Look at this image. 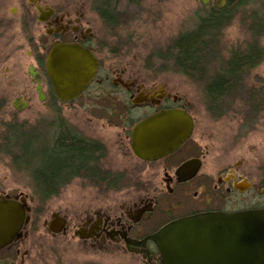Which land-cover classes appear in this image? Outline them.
Instances as JSON below:
<instances>
[{"label":"flooded vegetation","instance_id":"af4514ba","mask_svg":"<svg viewBox=\"0 0 264 264\" xmlns=\"http://www.w3.org/2000/svg\"><path fill=\"white\" fill-rule=\"evenodd\" d=\"M217 1L208 0L205 4L200 0L204 16L195 18L198 26L210 20L213 12L224 10L229 2L225 0V5L218 8ZM145 2L29 0L23 10L16 8L20 14L16 17L24 26L30 25L28 84L34 85L39 102L49 104L51 111L56 110L37 113L35 127L24 131L32 135L33 141L46 143L36 146V150H48L52 163L54 158H62L59 142L65 139L63 136L70 135L81 145L79 164L69 167L56 161L60 168L50 177L55 186L46 193L40 188L36 194L40 200H49L65 186L80 184L81 217L73 223L55 213L44 225L49 229L53 217L66 220L65 233L61 235L72 234L82 248L101 257L115 256L132 264H163L151 236L173 222L197 215H238L264 210V171L258 163L251 165L242 158L227 160L221 154L215 155L213 141L198 128L196 102L192 99L188 102L176 87L158 75L153 77L135 70L124 58L127 53L116 49L118 34L106 26L122 22L123 18L124 22L138 20ZM4 21L5 15L0 17V28ZM56 43L79 45L98 60L94 79L73 102L57 99L47 74V55ZM12 83H16L14 78ZM37 84L42 86L44 102L37 93ZM249 93V100L256 105V92ZM79 101L81 113L57 112V105L70 110ZM31 102L26 95L17 96L12 103L15 117ZM223 103L215 104V111L221 110ZM167 110L190 115L191 136L162 158L153 161L139 158L133 151V128ZM41 158L42 155L34 157L31 174L39 183ZM21 194L27 196L29 203V195L25 193L13 195L0 189V197L14 198ZM29 215L25 235L0 250L6 251L0 264H29L31 251L26 242L33 220L32 207Z\"/></svg>","mask_w":264,"mask_h":264},{"label":"rangeland","instance_id":"374dc122","mask_svg":"<svg viewBox=\"0 0 264 264\" xmlns=\"http://www.w3.org/2000/svg\"><path fill=\"white\" fill-rule=\"evenodd\" d=\"M29 0H0V17L4 25L0 28V127L3 130L13 122L23 130L34 128L37 113L53 112L49 104L39 102L35 87L28 84L27 51L28 27L20 23L16 8H23ZM264 0H254L251 8L244 14L233 17L230 24L217 39L218 54L228 60L230 53H245L247 46L258 44L261 50L260 64L251 70L241 85L228 93L221 110L215 111V104L209 100L207 67L202 64L194 72H188L165 58L171 44L198 26L196 17L204 16L200 0H146L140 18L133 22H122L106 26L118 34L116 49L127 53L126 58L136 69L159 76L167 84L176 87L181 96L196 102L199 118V130L213 141L214 154H221L227 160L242 158L244 162L260 164L264 171V32L252 38L251 18L259 15ZM250 7V6H249ZM12 11V12H11ZM124 14V13H123ZM122 16H125L122 15ZM253 20V19H252ZM23 27L25 30H23ZM115 46H113L114 48ZM159 55H163L161 61ZM214 60V59H213ZM16 63V65H15ZM17 66V67H16ZM211 72V71H210ZM13 78L16 83L13 82ZM18 83V84H17ZM27 83V84H25ZM256 92L255 104L248 97ZM26 95L32 99L30 106L15 117L13 102L17 96ZM49 108V109H48ZM57 112L81 113V101L72 109L57 105ZM215 112H212V111ZM19 166H21L18 163ZM41 184L35 182L29 171L17 169L12 159L0 155V189L8 194L29 195V204L33 208V220L30 223L27 249L31 251L29 264H132L127 259L115 256L101 257L81 247L72 234L52 236L44 225L51 216L59 213L73 221L81 217V185L65 186L58 196L49 200H40L36 196ZM36 192V193H35ZM6 251L0 253V263L4 262Z\"/></svg>","mask_w":264,"mask_h":264},{"label":"water","instance_id":"95a60500","mask_svg":"<svg viewBox=\"0 0 264 264\" xmlns=\"http://www.w3.org/2000/svg\"><path fill=\"white\" fill-rule=\"evenodd\" d=\"M224 5L225 0L217 1L218 8ZM97 69L95 55L75 44L56 43L46 59L48 77L61 102L75 101L89 87ZM37 93L44 102L41 84H37ZM192 130L188 113L162 111L135 125L133 151L141 159L157 160L181 146ZM30 213L27 196L0 197V250L25 235ZM65 227L66 220L53 217L48 232L59 235L65 233ZM150 239L158 246L163 264H264V210L181 219Z\"/></svg>","mask_w":264,"mask_h":264},{"label":"trees","instance_id":"16d2710c","mask_svg":"<svg viewBox=\"0 0 264 264\" xmlns=\"http://www.w3.org/2000/svg\"><path fill=\"white\" fill-rule=\"evenodd\" d=\"M253 1L229 0L224 10L213 12L210 20L202 21L194 31L180 35L168 48L169 53L165 58L170 59L168 61H171L172 64L187 69L188 72H194L202 64L209 69L206 75L208 84H212V86L208 89V97L214 104H219L227 99L228 93L236 89L234 86L241 85L246 75L260 64L261 50H259L258 44H249L245 53L239 51L230 53L228 60L217 52V39L222 30L230 24L233 17L242 15L244 11L248 10H245L246 8H251ZM261 8L258 16L250 17V31L253 39L261 31L264 32V2ZM159 57L161 61L164 60L163 55H159ZM64 137L65 139L59 142L62 158L61 160L54 158L52 163L51 157H48V150H44V152L36 150V146L45 142L33 141L30 133L10 122L5 130L0 127V155L8 156L18 170H26L30 174L33 172L34 157L42 155L38 173H40V188L46 193L55 186L51 183L53 178L50 177L56 174L60 168L59 164L55 163L56 161H63L69 167L77 166L81 161V145L78 140L70 135ZM41 200L45 201L46 199Z\"/></svg>","mask_w":264,"mask_h":264}]
</instances>
